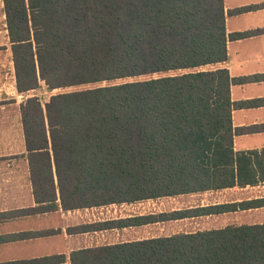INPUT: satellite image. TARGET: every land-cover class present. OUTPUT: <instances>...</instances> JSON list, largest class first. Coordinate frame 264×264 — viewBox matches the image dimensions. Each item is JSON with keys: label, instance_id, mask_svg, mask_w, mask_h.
I'll use <instances>...</instances> for the list:
<instances>
[{"label": "trees", "instance_id": "obj_1", "mask_svg": "<svg viewBox=\"0 0 264 264\" xmlns=\"http://www.w3.org/2000/svg\"><path fill=\"white\" fill-rule=\"evenodd\" d=\"M17 89L62 93L22 105L38 203H135L264 182L236 153L224 0H4ZM56 177V178H55ZM57 180V184H56ZM264 206V199L246 203ZM182 214L122 221L140 225ZM121 225V226H122ZM125 264H264V226L154 241Z\"/></svg>", "mask_w": 264, "mask_h": 264}, {"label": "crops", "instance_id": "obj_2", "mask_svg": "<svg viewBox=\"0 0 264 264\" xmlns=\"http://www.w3.org/2000/svg\"><path fill=\"white\" fill-rule=\"evenodd\" d=\"M224 11L228 35L251 33L229 39L227 61L212 66L226 68L233 80L234 151L257 152L264 160V0H224ZM26 95L17 89L5 2L0 0V264H125L142 253L138 244L264 226V206L246 205L264 199V182L76 209L62 206L57 189L55 203H38L22 115ZM174 213L182 215L120 224Z\"/></svg>", "mask_w": 264, "mask_h": 264}, {"label": "rangeland", "instance_id": "obj_3", "mask_svg": "<svg viewBox=\"0 0 264 264\" xmlns=\"http://www.w3.org/2000/svg\"><path fill=\"white\" fill-rule=\"evenodd\" d=\"M213 69H214V67L207 66V67H204L202 70L207 71V70H213ZM173 74H175V72H170V73H165V74H155V75H151V76H142L139 78H127V79H123V80H117L115 82H101V83H96V84L81 85V86H75V87H70V88H60V89H55V90H50L44 81H40L39 88L34 90V91L27 93L26 96H28L27 98L37 97L39 99L43 109L45 110V106L50 101V98L52 96H55L58 94L71 93V92H76V91H85L88 89L105 87V86H108L110 84H121V83L133 82V81H138V80H147L150 78H159V77L169 76V75H173Z\"/></svg>", "mask_w": 264, "mask_h": 264}]
</instances>
